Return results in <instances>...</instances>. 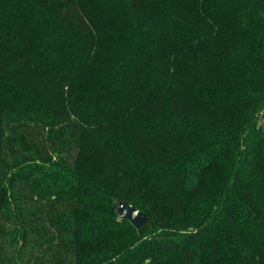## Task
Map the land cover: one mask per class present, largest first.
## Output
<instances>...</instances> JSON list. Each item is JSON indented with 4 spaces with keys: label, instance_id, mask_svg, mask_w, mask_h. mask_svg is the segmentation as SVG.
<instances>
[{
    "label": "trees",
    "instance_id": "1",
    "mask_svg": "<svg viewBox=\"0 0 264 264\" xmlns=\"http://www.w3.org/2000/svg\"><path fill=\"white\" fill-rule=\"evenodd\" d=\"M0 264H264V0H0Z\"/></svg>",
    "mask_w": 264,
    "mask_h": 264
},
{
    "label": "water",
    "instance_id": "2",
    "mask_svg": "<svg viewBox=\"0 0 264 264\" xmlns=\"http://www.w3.org/2000/svg\"><path fill=\"white\" fill-rule=\"evenodd\" d=\"M117 213L119 217L128 220L135 228H140L144 225L148 219L149 215L136 208L134 205L128 202H118Z\"/></svg>",
    "mask_w": 264,
    "mask_h": 264
}]
</instances>
